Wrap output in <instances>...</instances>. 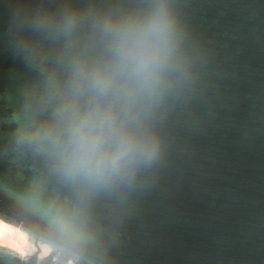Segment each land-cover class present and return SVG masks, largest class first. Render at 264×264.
<instances>
[{"label": "water", "instance_id": "obj_1", "mask_svg": "<svg viewBox=\"0 0 264 264\" xmlns=\"http://www.w3.org/2000/svg\"><path fill=\"white\" fill-rule=\"evenodd\" d=\"M0 218V264H264V0H0Z\"/></svg>", "mask_w": 264, "mask_h": 264}, {"label": "bare ground", "instance_id": "obj_2", "mask_svg": "<svg viewBox=\"0 0 264 264\" xmlns=\"http://www.w3.org/2000/svg\"><path fill=\"white\" fill-rule=\"evenodd\" d=\"M41 245L47 244L43 243ZM41 245L40 249L42 251ZM0 246L15 251V253L19 254L21 257L27 256L35 250V246L28 240V233L25 230L2 218H0ZM18 248L22 251H18ZM22 252L24 253L23 255Z\"/></svg>", "mask_w": 264, "mask_h": 264}, {"label": "clouds", "instance_id": "obj_3", "mask_svg": "<svg viewBox=\"0 0 264 264\" xmlns=\"http://www.w3.org/2000/svg\"><path fill=\"white\" fill-rule=\"evenodd\" d=\"M26 239V237H25ZM42 251H41V257L47 256L51 252V248L48 245H41ZM18 251H22L21 249H17ZM24 253L22 252V255Z\"/></svg>", "mask_w": 264, "mask_h": 264}, {"label": "rangeland", "instance_id": "obj_4", "mask_svg": "<svg viewBox=\"0 0 264 264\" xmlns=\"http://www.w3.org/2000/svg\"><path fill=\"white\" fill-rule=\"evenodd\" d=\"M31 242L33 243V241H31ZM33 244H34V243H33ZM41 244H43V243H38V244H37V246L39 247V249H40V245H41ZM34 246H35V244H34ZM35 251H37V247H36V246H35V250H34V252H35ZM38 255L41 257V249H40V251H38Z\"/></svg>", "mask_w": 264, "mask_h": 264}, {"label": "flooded vegetation", "instance_id": "obj_5", "mask_svg": "<svg viewBox=\"0 0 264 264\" xmlns=\"http://www.w3.org/2000/svg\"><path fill=\"white\" fill-rule=\"evenodd\" d=\"M54 252V251H52ZM71 257H69L68 263L67 264H73V262L70 260ZM76 260V259H75Z\"/></svg>", "mask_w": 264, "mask_h": 264}]
</instances>
